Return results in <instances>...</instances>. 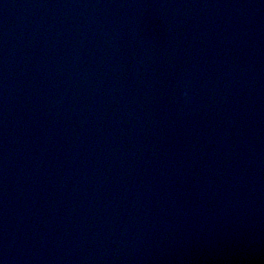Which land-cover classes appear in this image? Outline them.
<instances>
[{"label":"water","instance_id":"95a60500","mask_svg":"<svg viewBox=\"0 0 264 264\" xmlns=\"http://www.w3.org/2000/svg\"><path fill=\"white\" fill-rule=\"evenodd\" d=\"M0 264H264V0H0Z\"/></svg>","mask_w":264,"mask_h":264}]
</instances>
